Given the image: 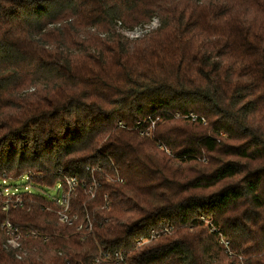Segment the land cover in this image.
<instances>
[{"label": "trees", "instance_id": "obj_1", "mask_svg": "<svg viewBox=\"0 0 264 264\" xmlns=\"http://www.w3.org/2000/svg\"><path fill=\"white\" fill-rule=\"evenodd\" d=\"M20 178L38 192L4 212ZM65 178L70 226L46 211ZM5 220L37 237L4 249ZM106 252L264 264V0H0V264Z\"/></svg>", "mask_w": 264, "mask_h": 264}, {"label": "built area", "instance_id": "obj_2", "mask_svg": "<svg viewBox=\"0 0 264 264\" xmlns=\"http://www.w3.org/2000/svg\"><path fill=\"white\" fill-rule=\"evenodd\" d=\"M156 24H157V22L155 23V26H156ZM152 25H154V23H151L150 25L144 26L142 28V30H140L141 34L149 32L150 31L149 27ZM129 32H131V31H129ZM127 34H128V32L124 33V35H126V36H127ZM139 37H140V35L135 36V38H139ZM186 118H189L191 121H195V117L193 115H189ZM158 119L159 118L151 119L149 117L146 119V121L149 124V130H147V131L153 130L154 124L158 121ZM65 180H66V183L68 184V191L61 196V199H55V204L59 208V210L57 212L59 223L61 225H64V226H70V225H72V223H74L77 220L76 216H69L66 213L67 208H68V198H69L70 194L73 193L74 188L76 187V182L74 179H69V178H65ZM58 191H59V189H58ZM27 192L29 193L30 191H27ZM2 197H3V200H2V204H1L2 205L1 209L4 212H8L11 209V207H16V206L20 205V203L22 201V196L19 193H16L15 191L4 190ZM52 201H54V199H52ZM201 220L203 221L205 226L209 227L210 233H214L217 235L219 244H221L228 251V242L220 235L219 229L213 227L210 220H206L204 218H202ZM1 228H2L4 235H5V242L3 244V248L6 250L7 249H9V250H18L19 249L20 250L22 238H24V237L36 238L37 237L35 232H33L31 230H26L23 233L20 232L8 220H5L3 222V224L1 225ZM80 229H81V226H78L77 231H79ZM87 229L90 230V223L89 222H88ZM170 232H171V228L166 227V226L162 227L160 230H157V231L152 230L146 238H140L138 240V244L139 245L147 244L151 241L157 240L160 236L169 235ZM110 261H114L116 264H126L125 263V257L123 256L122 253H119V252L101 253V254H99L98 257H96L94 259L93 263L94 264H101L102 262H110Z\"/></svg>", "mask_w": 264, "mask_h": 264}, {"label": "rangeland", "instance_id": "obj_3", "mask_svg": "<svg viewBox=\"0 0 264 264\" xmlns=\"http://www.w3.org/2000/svg\"><path fill=\"white\" fill-rule=\"evenodd\" d=\"M152 23H154V25H152V26L149 27L150 30L153 29V28H155V23H156V21H153ZM131 30H132V29H131ZM140 30H142V27L137 26V27L133 28V31H131V32L128 31V34H127V36L125 35V37H127V38H129V39H134L135 36H139V35H140V37H141V36H143L145 33H142V34H141V31H140ZM124 33H125V32H124V30H123V32L121 33V35H122V34L124 35ZM62 181H63V187H64V188H61V187H60V188H59V191H57V188H58V187H55L54 189L47 190L46 193H45V196H46V197L54 199V201H53V203H52V204L54 205V207H52V206H47V208H46V211H47V212H52V211H54V209L56 210L55 206L57 207V205L55 204V199H61V196H62L63 194H65V193L68 191V184L66 183V180H65V179H62ZM5 185L10 186V187H9V190H10V191H15L16 193H25V192H27V191H30V192H32V193H36V192H38V190L35 189L33 186L27 184L25 178H20V179H18V180H16V181L8 182V183H6ZM93 187H94V186H93ZM74 189H75V188H74ZM89 189H91V188H89ZM54 212H55V211H54ZM57 212H58V210L56 211V215H57ZM54 214H55V213H54ZM56 217H57V221H58V216H56ZM58 222H59V221H58Z\"/></svg>", "mask_w": 264, "mask_h": 264}]
</instances>
